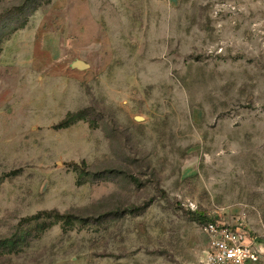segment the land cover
I'll return each mask as SVG.
<instances>
[{
  "label": "rangeland",
  "instance_id": "rangeland-1",
  "mask_svg": "<svg viewBox=\"0 0 264 264\" xmlns=\"http://www.w3.org/2000/svg\"><path fill=\"white\" fill-rule=\"evenodd\" d=\"M207 222L264 251V0H0V264H202Z\"/></svg>",
  "mask_w": 264,
  "mask_h": 264
},
{
  "label": "built area",
  "instance_id": "built-area-1",
  "mask_svg": "<svg viewBox=\"0 0 264 264\" xmlns=\"http://www.w3.org/2000/svg\"><path fill=\"white\" fill-rule=\"evenodd\" d=\"M203 231L208 239L202 264H257L263 249L255 246L244 230L207 222Z\"/></svg>",
  "mask_w": 264,
  "mask_h": 264
},
{
  "label": "water",
  "instance_id": "water-1",
  "mask_svg": "<svg viewBox=\"0 0 264 264\" xmlns=\"http://www.w3.org/2000/svg\"><path fill=\"white\" fill-rule=\"evenodd\" d=\"M70 67L77 70H84L88 67V65L80 60H75L70 64Z\"/></svg>",
  "mask_w": 264,
  "mask_h": 264
},
{
  "label": "trees",
  "instance_id": "trees-1",
  "mask_svg": "<svg viewBox=\"0 0 264 264\" xmlns=\"http://www.w3.org/2000/svg\"><path fill=\"white\" fill-rule=\"evenodd\" d=\"M33 218H34V217H33ZM35 218H36V217H35ZM30 219H31V218H30ZM30 219H29V220H30Z\"/></svg>",
  "mask_w": 264,
  "mask_h": 264
}]
</instances>
